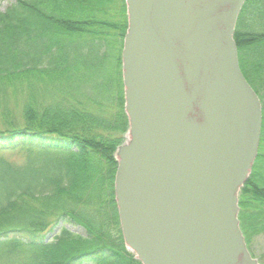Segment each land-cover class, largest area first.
<instances>
[{
    "label": "trees",
    "instance_id": "16d2710c",
    "mask_svg": "<svg viewBox=\"0 0 264 264\" xmlns=\"http://www.w3.org/2000/svg\"><path fill=\"white\" fill-rule=\"evenodd\" d=\"M126 23L124 0H13L0 9V264H142L123 241L113 189L129 126ZM234 31L262 106L258 155L238 192L251 251L264 236V0L245 1Z\"/></svg>",
    "mask_w": 264,
    "mask_h": 264
},
{
    "label": "water",
    "instance_id": "95a60500",
    "mask_svg": "<svg viewBox=\"0 0 264 264\" xmlns=\"http://www.w3.org/2000/svg\"><path fill=\"white\" fill-rule=\"evenodd\" d=\"M245 1L125 0L129 138L113 189L142 264H259L237 216L262 120L233 41Z\"/></svg>",
    "mask_w": 264,
    "mask_h": 264
},
{
    "label": "rangeland",
    "instance_id": "374dc122",
    "mask_svg": "<svg viewBox=\"0 0 264 264\" xmlns=\"http://www.w3.org/2000/svg\"><path fill=\"white\" fill-rule=\"evenodd\" d=\"M13 0H0V9L1 11L5 9V7H7ZM127 140V136H125V141ZM13 156V155H12ZM16 157V156H15ZM17 159H20V155L17 156ZM262 171H264V168H262ZM57 226H55L56 229ZM54 229V230H55ZM55 231H51L48 232L46 235L51 237L52 234ZM251 246H250V253H252L255 257V259H257L259 261V263L264 264V236H257L255 238H253L251 240Z\"/></svg>",
    "mask_w": 264,
    "mask_h": 264
},
{
    "label": "bare ground",
    "instance_id": "6f19581e",
    "mask_svg": "<svg viewBox=\"0 0 264 264\" xmlns=\"http://www.w3.org/2000/svg\"><path fill=\"white\" fill-rule=\"evenodd\" d=\"M240 230H241V227H240ZM241 234H242V237H244L243 236V233H242V230H241ZM244 242H245V237H244ZM245 247L247 248V246H246V242H245ZM248 249V248H247Z\"/></svg>",
    "mask_w": 264,
    "mask_h": 264
}]
</instances>
